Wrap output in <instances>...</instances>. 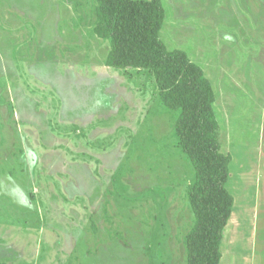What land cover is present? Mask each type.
Returning a JSON list of instances; mask_svg holds the SVG:
<instances>
[{
  "label": "rangeland",
  "instance_id": "1",
  "mask_svg": "<svg viewBox=\"0 0 264 264\" xmlns=\"http://www.w3.org/2000/svg\"><path fill=\"white\" fill-rule=\"evenodd\" d=\"M163 3L160 37L212 82L233 156L220 264H264V0ZM95 5L0 0V264H186L177 113L148 70L105 65Z\"/></svg>",
  "mask_w": 264,
  "mask_h": 264
},
{
  "label": "trees",
  "instance_id": "2",
  "mask_svg": "<svg viewBox=\"0 0 264 264\" xmlns=\"http://www.w3.org/2000/svg\"><path fill=\"white\" fill-rule=\"evenodd\" d=\"M95 1L93 31L110 43L105 65L148 70L161 102L177 113L174 133L195 169L188 187L194 224L184 238L186 264H220L235 198L227 187L233 156L222 150L213 84L186 51L169 49L161 39L163 0Z\"/></svg>",
  "mask_w": 264,
  "mask_h": 264
},
{
  "label": "crops",
  "instance_id": "3",
  "mask_svg": "<svg viewBox=\"0 0 264 264\" xmlns=\"http://www.w3.org/2000/svg\"><path fill=\"white\" fill-rule=\"evenodd\" d=\"M234 3H235V2H234ZM234 6H235V8H236V7H238V4L235 3ZM232 194H233V193H232ZM234 198H235V197H234ZM234 204H235V202H234ZM236 206H237V205H236ZM233 213H234V206H233V210H232V215H233ZM232 215H231V218H232ZM231 218H230V220H231ZM229 222H230V221H229ZM228 224H229V223H228ZM223 234H224V232H223ZM254 240H255V238H254ZM251 243H252V241H251ZM251 245H252V244H251ZM255 253L257 254V252H255ZM222 258H223V256H222Z\"/></svg>",
  "mask_w": 264,
  "mask_h": 264
}]
</instances>
